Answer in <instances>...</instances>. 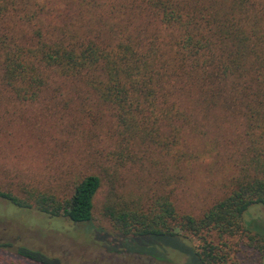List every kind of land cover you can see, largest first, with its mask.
I'll use <instances>...</instances> for the list:
<instances>
[{
    "label": "trees",
    "instance_id": "trees-1",
    "mask_svg": "<svg viewBox=\"0 0 264 264\" xmlns=\"http://www.w3.org/2000/svg\"><path fill=\"white\" fill-rule=\"evenodd\" d=\"M53 74L84 80L110 109L100 176L84 175L62 195L0 189V200L83 225L104 180L102 216L117 235L199 238L201 264H227L218 245L243 233L264 250L262 233L242 221L251 206L264 208V0H0V95L34 103ZM224 120L241 123L244 143L227 192L201 217L180 214L176 187L199 159L184 135ZM134 167L125 182L121 172ZM14 252L63 264L26 247Z\"/></svg>",
    "mask_w": 264,
    "mask_h": 264
},
{
    "label": "rangeland",
    "instance_id": "rangeland-1",
    "mask_svg": "<svg viewBox=\"0 0 264 264\" xmlns=\"http://www.w3.org/2000/svg\"><path fill=\"white\" fill-rule=\"evenodd\" d=\"M148 27L155 29L158 23L150 19ZM22 28L16 33H26ZM114 127L110 109L84 80L53 74L34 103L0 95V189L18 193L28 186L62 195L84 175L100 176L98 167L112 146ZM241 135L240 122L225 120L214 130L206 126L204 135H184L188 152L199 159L176 187L173 202L180 214L201 217L226 194L233 161L244 145ZM211 146L216 148L212 152ZM135 169L121 172L125 182L134 181ZM105 192L102 180L92 220L83 225L0 200V244L6 246L0 248V264H35L19 257L17 247L42 252L63 264H201L195 256L199 238H131L113 233L101 211ZM242 221L264 237L263 207L251 206ZM221 244L218 254L229 257L224 259L227 264H264V250L258 251L260 244L251 243L248 234Z\"/></svg>",
    "mask_w": 264,
    "mask_h": 264
}]
</instances>
